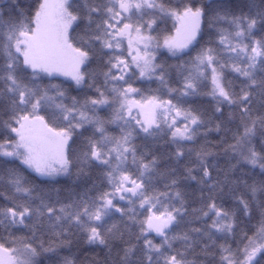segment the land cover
Returning a JSON list of instances; mask_svg holds the SVG:
<instances>
[{
  "label": "snow or ice",
  "instance_id": "snow-or-ice-1",
  "mask_svg": "<svg viewBox=\"0 0 264 264\" xmlns=\"http://www.w3.org/2000/svg\"><path fill=\"white\" fill-rule=\"evenodd\" d=\"M0 137V264H264V0L0 3Z\"/></svg>",
  "mask_w": 264,
  "mask_h": 264
},
{
  "label": "trees",
  "instance_id": "trees-1",
  "mask_svg": "<svg viewBox=\"0 0 264 264\" xmlns=\"http://www.w3.org/2000/svg\"><path fill=\"white\" fill-rule=\"evenodd\" d=\"M5 2H8V0H0V3H5ZM22 3H23V0H22ZM169 26H171V21L169 22ZM169 63H174V61H169ZM157 85L155 84H152L151 87L155 88ZM173 86H176V85H173ZM147 87V85L145 86ZM75 94V93H73ZM191 103L193 104V106H209L210 105V100L208 98H194ZM0 139H3V137H0ZM92 179H95V176L92 177ZM92 179H88L86 181H82V183H87V184H90L92 182ZM62 182H66V183H69V181L66 180V178H62ZM7 190L4 188L3 185H0V193H4L6 192ZM5 203V201L3 200L2 197H0V205H3ZM18 234H21L23 235L24 233H18ZM157 242H159V240L157 239ZM99 249H91V248H88L86 251H83V250H79L77 248H74L73 249V254L75 255L76 258H78V260H82L84 258L85 255H88V256H92V255H95L96 252H98ZM67 254V253H65Z\"/></svg>",
  "mask_w": 264,
  "mask_h": 264
}]
</instances>
